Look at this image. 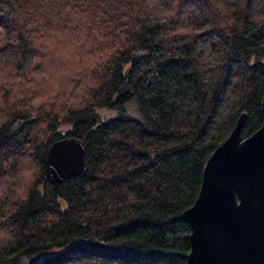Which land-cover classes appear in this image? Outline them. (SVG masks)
Instances as JSON below:
<instances>
[{"label": "trees", "instance_id": "1", "mask_svg": "<svg viewBox=\"0 0 264 264\" xmlns=\"http://www.w3.org/2000/svg\"><path fill=\"white\" fill-rule=\"evenodd\" d=\"M263 93L264 0H0V264H186L179 214ZM63 137L86 171L53 183Z\"/></svg>", "mask_w": 264, "mask_h": 264}, {"label": "water", "instance_id": "2", "mask_svg": "<svg viewBox=\"0 0 264 264\" xmlns=\"http://www.w3.org/2000/svg\"><path fill=\"white\" fill-rule=\"evenodd\" d=\"M264 115V93L261 101ZM243 110L227 138L207 159L194 203L179 214L191 226L186 264H264V119L243 136ZM77 137L52 142L45 179L59 183L86 171Z\"/></svg>", "mask_w": 264, "mask_h": 264}, {"label": "rangeland", "instance_id": "3", "mask_svg": "<svg viewBox=\"0 0 264 264\" xmlns=\"http://www.w3.org/2000/svg\"><path fill=\"white\" fill-rule=\"evenodd\" d=\"M97 111L103 115V116H106V117H112V116H115L117 114V112L114 110V109H104V108H98ZM128 111L130 114H133V115H137L138 114V109H137V105L135 103H130L128 105ZM63 128H68L69 125H64L62 126Z\"/></svg>", "mask_w": 264, "mask_h": 264}]
</instances>
